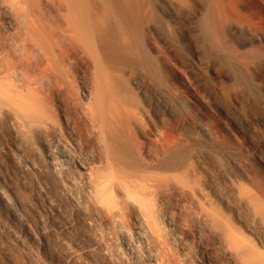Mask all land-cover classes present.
Instances as JSON below:
<instances>
[{
	"label": "bare ground",
	"instance_id": "bare-ground-1",
	"mask_svg": "<svg viewBox=\"0 0 264 264\" xmlns=\"http://www.w3.org/2000/svg\"><path fill=\"white\" fill-rule=\"evenodd\" d=\"M183 13L212 48L264 68V0H0L1 147L52 212L38 225L0 161V264H264V179L223 160L196 100L181 120L135 71L151 67L145 33L162 65L168 31L192 43Z\"/></svg>",
	"mask_w": 264,
	"mask_h": 264
},
{
	"label": "rangeland",
	"instance_id": "rangeland-1",
	"mask_svg": "<svg viewBox=\"0 0 264 264\" xmlns=\"http://www.w3.org/2000/svg\"><path fill=\"white\" fill-rule=\"evenodd\" d=\"M182 16L186 24H191V26L195 28L193 32V38L195 40L193 39L192 43H189L176 36L175 31H168L167 40H165L163 44H166V47H164L167 57L162 65L156 60L158 49L153 39L146 36L147 34L145 33V36H143L144 39L141 38L144 41H140L139 44L143 51L146 52L145 57L149 59L151 67L147 65L143 66L142 63H138L137 67L136 64H133V66L136 67L135 71L142 70V75L145 76L144 78H146V81L154 88L156 87L155 89L157 91L165 94L164 101L176 106L179 113L178 118L181 120L190 116L188 109L191 107L192 102L196 100L194 102L200 106L202 113L204 112L203 116L201 117V115H199V119L197 118V120L203 119L204 122L209 123L211 126L219 128V141L224 142H222L224 153L223 155L221 154L224 158L223 160H227L226 162L231 163L234 172H239L238 174L246 173L252 176L256 173L255 175L259 180L263 181L264 89L261 87V84L262 81H264V68L257 64H255L256 66L253 68L249 63L251 70L248 64H245L246 68H244V65H240L243 62H239V58L232 55L230 56L229 53V56H226L228 51L222 47L224 50L223 52L218 45H214L213 48H215V51L211 47L212 44L210 46L209 42L204 41L205 39L199 27H196L194 20L191 19L187 13H183ZM245 38L246 35L237 33L234 43L238 46L245 41ZM194 54H198L208 70L213 71L214 74L210 73L208 70H199L193 60ZM246 69L247 72L244 71ZM245 120L251 126L250 130L247 132L248 136L246 137L239 134L234 126V123L244 125ZM197 130L199 133L201 132V134H204L203 130H200V128H197ZM3 138L5 140H3ZM1 140L4 142L0 144V161H3V163L5 162V165L10 167L11 178L15 181V188L23 191V198L25 199L28 213L35 219L38 225L43 223L49 226L52 225V212L44 208L42 201L32 191V184L30 183L29 176L22 175L15 167L13 159L3 153L1 145L8 143L9 139L5 135H0V143H2ZM257 149L259 151L258 154L255 153ZM240 157L245 161L246 159L248 160V162H246L250 165L248 164L249 166L247 169L236 164ZM231 158H233V161ZM251 172H253V174ZM260 177L263 179H260ZM48 178L51 187L47 189V191L50 193L51 197L53 193V197L57 201L56 204L61 208L60 215H65L69 211L67 202L55 190L52 192V178L49 176ZM49 237L51 249L56 250L62 258H65L73 250L65 237L56 236L52 233L49 234ZM16 259L17 257L15 260ZM16 261L19 262V264H23L19 257ZM80 264L90 263L87 260H83Z\"/></svg>",
	"mask_w": 264,
	"mask_h": 264
}]
</instances>
